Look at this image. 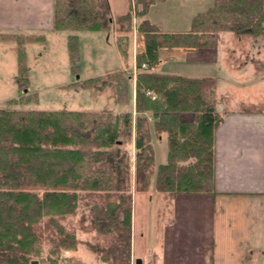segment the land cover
<instances>
[{"label":"trees","instance_id":"trees-1","mask_svg":"<svg viewBox=\"0 0 264 264\" xmlns=\"http://www.w3.org/2000/svg\"><path fill=\"white\" fill-rule=\"evenodd\" d=\"M156 1L135 0L134 12L130 7L114 18L109 0H55L56 29L115 27L119 32L116 40L124 67L87 78L84 85L111 80L120 102L135 91V109L0 107V264H33L35 259L37 264L80 263L68 254L78 245L77 234L61 219L76 214L83 193L93 201L95 230L122 241L108 249L94 246L100 260L131 264L133 193L129 181L133 166L135 191H148L155 177L157 194L168 203L182 192H215V131L223 120L216 106V78L158 72L152 67L160 62L162 48L213 46L214 34L221 30L264 35V0H214L193 16L186 31H165L151 21L148 14ZM134 16L144 47L136 54L137 70L127 74L133 62L128 61V35L123 32L132 28ZM29 38L18 36L22 83L29 81L23 45ZM68 48L71 69L77 73V34L68 37ZM30 99L28 94L8 102ZM148 111L153 113V123ZM183 113L190 117L184 118ZM163 134L168 158L157 165L152 138ZM128 141L136 149L134 163L125 144ZM47 239L52 245L43 255L42 243Z\"/></svg>","mask_w":264,"mask_h":264},{"label":"crops","instance_id":"crops-1","mask_svg":"<svg viewBox=\"0 0 264 264\" xmlns=\"http://www.w3.org/2000/svg\"><path fill=\"white\" fill-rule=\"evenodd\" d=\"M129 9L130 4L124 13ZM54 12L55 0H0V38L16 40L18 51V36L33 37L26 40L44 44L63 30L55 28ZM261 42L264 36L218 31L213 46L160 51L161 60L152 67L154 71L217 80L216 106L223 120L215 131V192H182L168 203L155 192L154 177L148 191H134L132 263L141 258L142 264H264ZM133 94L135 109V91ZM182 116L189 118L190 114ZM149 117L153 123L152 112ZM152 142L156 159V145L166 144V134L153 135ZM156 164H160L157 159ZM137 210L143 215L140 235L134 234ZM153 213L159 220L155 224ZM147 233L157 237L153 244Z\"/></svg>","mask_w":264,"mask_h":264},{"label":"rangeland","instance_id":"rangeland-1","mask_svg":"<svg viewBox=\"0 0 264 264\" xmlns=\"http://www.w3.org/2000/svg\"><path fill=\"white\" fill-rule=\"evenodd\" d=\"M211 1L213 2L214 0H157L149 15L153 22L162 30H181L185 27H190L192 16L198 11L207 8L210 3L212 4ZM109 3L111 4L112 16L114 18L124 13L129 8V4L133 12L135 10V0H109ZM137 25L138 18L134 16L132 28L127 32H123V34L126 33L128 35V61L133 62V67L125 70L127 74H134L137 70L136 54L144 47L143 38L137 30ZM56 34L44 44L31 40L24 41L29 78L27 83H22L19 79L21 76L18 71L17 41L0 38L1 108L97 110L103 112H119L134 109L133 92L130 91L126 101L120 102L117 97L115 83L111 80H100L94 86L84 85V81L87 78L104 75L107 72L124 67L125 63L120 61L121 57L117 47L116 38L119 32L115 27L111 30L63 29ZM71 34H77L80 42L79 70L77 73L71 69L67 42ZM261 44L263 48L262 54L264 55V42H261ZM143 66H146V64H143ZM28 94L31 99L27 102H8L10 99L19 98L23 95L27 96ZM237 105H239L238 102ZM150 114L151 112L148 111L147 115L150 116ZM125 144L131 149V158L134 163L136 153L134 142L128 141ZM167 154V142L166 144L156 145V159L158 163L167 161ZM134 170L133 166L129 181L132 193L135 191L136 186ZM152 181L155 182V177ZM155 192H157L156 188ZM153 203L156 205V201ZM92 205L93 201L91 197L83 193L76 214L61 219L62 223L67 228L73 229L78 237L79 242L76 249L69 251L68 254L78 257L81 262L76 261L73 264H100L97 261V259L100 260L99 253L95 251L94 246L97 245L108 249L113 245L122 244L117 235H112L111 233L100 234L95 230L92 222ZM157 208L158 206L156 210ZM141 214L137 210L138 224L135 227V231L133 229L135 235H140L141 224H139V221H142L143 217ZM151 219L154 224L155 221H159L155 213L151 215ZM43 224L40 226L41 229H43ZM43 236H46V233ZM146 236L148 240L152 241V244L157 238L148 233ZM42 245L44 247L43 255H46L52 243L47 239L43 241ZM131 264H135L132 263V258Z\"/></svg>","mask_w":264,"mask_h":264},{"label":"water","instance_id":"water-1","mask_svg":"<svg viewBox=\"0 0 264 264\" xmlns=\"http://www.w3.org/2000/svg\"><path fill=\"white\" fill-rule=\"evenodd\" d=\"M32 263H33V264H37V263H38V260L35 259V260L32 261ZM136 264H142V260H141V258H137V259H136Z\"/></svg>","mask_w":264,"mask_h":264},{"label":"built area","instance_id":"built-area-1","mask_svg":"<svg viewBox=\"0 0 264 264\" xmlns=\"http://www.w3.org/2000/svg\"><path fill=\"white\" fill-rule=\"evenodd\" d=\"M150 94H153L152 92H150V91H148ZM155 95L153 94V97H154Z\"/></svg>","mask_w":264,"mask_h":264}]
</instances>
